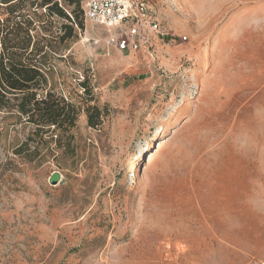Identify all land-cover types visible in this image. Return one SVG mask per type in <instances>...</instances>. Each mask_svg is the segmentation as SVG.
I'll return each mask as SVG.
<instances>
[{"label": "rangeland", "instance_id": "374dc122", "mask_svg": "<svg viewBox=\"0 0 264 264\" xmlns=\"http://www.w3.org/2000/svg\"><path fill=\"white\" fill-rule=\"evenodd\" d=\"M148 1L175 39L135 53L51 19L48 88L80 113L39 141L0 111V264H264V0Z\"/></svg>", "mask_w": 264, "mask_h": 264}, {"label": "trees", "instance_id": "16d2710c", "mask_svg": "<svg viewBox=\"0 0 264 264\" xmlns=\"http://www.w3.org/2000/svg\"><path fill=\"white\" fill-rule=\"evenodd\" d=\"M85 1L0 0V111L17 114L33 126L39 141L50 128L70 140L80 113L77 106L48 88L47 76L54 69L49 53L55 51L50 49L47 33L55 16L63 31L56 38L58 43L75 37L73 27H82L78 16L84 17ZM86 113L89 128L101 125L96 108ZM25 147L17 148L15 155H22Z\"/></svg>", "mask_w": 264, "mask_h": 264}, {"label": "built area", "instance_id": "2783aa9c", "mask_svg": "<svg viewBox=\"0 0 264 264\" xmlns=\"http://www.w3.org/2000/svg\"><path fill=\"white\" fill-rule=\"evenodd\" d=\"M83 14L92 26L104 30L102 41L93 40V44L103 43L121 55L139 52L153 39H175L169 28L158 21L148 0H86Z\"/></svg>", "mask_w": 264, "mask_h": 264}, {"label": "crops", "instance_id": "0c3cea01", "mask_svg": "<svg viewBox=\"0 0 264 264\" xmlns=\"http://www.w3.org/2000/svg\"><path fill=\"white\" fill-rule=\"evenodd\" d=\"M225 44H226V37H224V39H223V45H225ZM223 50H225V48L222 50L220 49L221 52ZM219 62H221V59L219 60ZM248 62H264V61H263L262 55H257L256 53H250L248 56Z\"/></svg>", "mask_w": 264, "mask_h": 264}, {"label": "bare ground", "instance_id": "6f19581e", "mask_svg": "<svg viewBox=\"0 0 264 264\" xmlns=\"http://www.w3.org/2000/svg\"><path fill=\"white\" fill-rule=\"evenodd\" d=\"M150 245V244H149ZM148 246V245H147ZM202 254V253H201ZM181 258H183V257H181ZM184 264V263H183Z\"/></svg>", "mask_w": 264, "mask_h": 264}]
</instances>
